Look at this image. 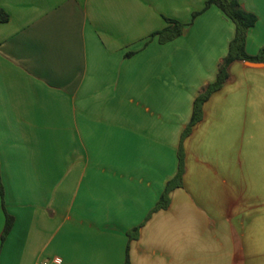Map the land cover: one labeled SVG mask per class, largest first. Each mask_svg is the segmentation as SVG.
Returning a JSON list of instances; mask_svg holds the SVG:
<instances>
[{
  "label": "crops",
  "instance_id": "obj_1",
  "mask_svg": "<svg viewBox=\"0 0 264 264\" xmlns=\"http://www.w3.org/2000/svg\"><path fill=\"white\" fill-rule=\"evenodd\" d=\"M238 1L254 56L264 0ZM207 2L0 0V264H264V65L185 135L236 33Z\"/></svg>",
  "mask_w": 264,
  "mask_h": 264
},
{
  "label": "trees",
  "instance_id": "obj_2",
  "mask_svg": "<svg viewBox=\"0 0 264 264\" xmlns=\"http://www.w3.org/2000/svg\"><path fill=\"white\" fill-rule=\"evenodd\" d=\"M213 5L220 8L224 12V14L235 23L236 33H235V37L230 43L229 51L219 68V73L216 81L209 84V86L205 89V91L196 98L192 120L187 130L185 131V135L190 132L193 126H195L197 123H199L202 120L203 106L209 100L211 95L219 91L228 82L230 78L229 68L231 64L237 61L264 63V47L261 48L259 53L254 56L250 55L247 52V48H246L249 31L258 22L257 15L245 10L238 0H208L204 10L194 14V19ZM8 20H9V15L0 9V23L7 22ZM167 21L169 22V26L164 30L159 31L155 34V36H159V41L161 43H167L169 41L177 39L178 37L182 36L185 31V27H186L185 24L172 19H168ZM183 173H184L183 158L182 156H180L179 172L177 177L175 178V181L176 180L180 181L182 179ZM171 189H172V182L168 184V187L161 199L159 206L160 205L166 206L168 204L169 201L168 196ZM0 191L3 194L1 169H0ZM13 224H14V218L10 215H7L3 240H5L8 234L10 233ZM126 264H130L129 256L127 258Z\"/></svg>",
  "mask_w": 264,
  "mask_h": 264
},
{
  "label": "water",
  "instance_id": "obj_3",
  "mask_svg": "<svg viewBox=\"0 0 264 264\" xmlns=\"http://www.w3.org/2000/svg\"><path fill=\"white\" fill-rule=\"evenodd\" d=\"M247 64L253 67H262L264 65L263 63H257V62H247Z\"/></svg>",
  "mask_w": 264,
  "mask_h": 264
},
{
  "label": "built area",
  "instance_id": "obj_4",
  "mask_svg": "<svg viewBox=\"0 0 264 264\" xmlns=\"http://www.w3.org/2000/svg\"><path fill=\"white\" fill-rule=\"evenodd\" d=\"M55 262H56L57 264H60V263H61V260L58 259V260H55ZM41 264H49V261L46 260V261L42 262Z\"/></svg>",
  "mask_w": 264,
  "mask_h": 264
}]
</instances>
